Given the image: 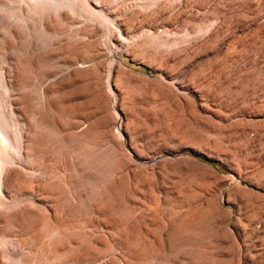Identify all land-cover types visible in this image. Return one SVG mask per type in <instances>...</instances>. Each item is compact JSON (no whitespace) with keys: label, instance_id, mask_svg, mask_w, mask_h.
Instances as JSON below:
<instances>
[{"label":"rangeland","instance_id":"rangeland-1","mask_svg":"<svg viewBox=\"0 0 264 264\" xmlns=\"http://www.w3.org/2000/svg\"><path fill=\"white\" fill-rule=\"evenodd\" d=\"M0 128V264H264V0H0Z\"/></svg>","mask_w":264,"mask_h":264},{"label":"bare ground","instance_id":"bare-ground-1","mask_svg":"<svg viewBox=\"0 0 264 264\" xmlns=\"http://www.w3.org/2000/svg\"><path fill=\"white\" fill-rule=\"evenodd\" d=\"M1 129H2V128H0V166H1L2 163H3V164L5 163V162H4V160H5L4 158H5V157L3 158V157L1 156V150H2L1 147H2V146L4 147V145H5L6 142L9 143V140H8V138H7V135H5L6 131H5V133H4V131L1 130ZM6 134H7V133H6ZM9 139H11V138H9ZM11 140H12V139H11ZM12 146H13V145H12ZM3 147H2V148H3ZM4 149H5V148H4ZM4 149H3V150H4ZM5 155H6V154H5ZM6 157H7V155H6ZM3 164H2V165H3ZM0 169H1V167H0ZM1 170H2V169H1ZM1 170H0V171H1ZM2 171H3V170H2Z\"/></svg>","mask_w":264,"mask_h":264}]
</instances>
